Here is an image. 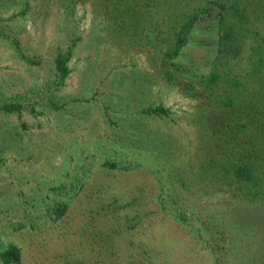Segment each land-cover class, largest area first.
<instances>
[{
    "label": "rangeland",
    "instance_id": "1",
    "mask_svg": "<svg viewBox=\"0 0 264 264\" xmlns=\"http://www.w3.org/2000/svg\"><path fill=\"white\" fill-rule=\"evenodd\" d=\"M218 1L171 54L164 8L0 0V264H264V0Z\"/></svg>",
    "mask_w": 264,
    "mask_h": 264
},
{
    "label": "trees",
    "instance_id": "2",
    "mask_svg": "<svg viewBox=\"0 0 264 264\" xmlns=\"http://www.w3.org/2000/svg\"><path fill=\"white\" fill-rule=\"evenodd\" d=\"M124 3L125 8H133L134 6L139 5L140 7L144 6H151V7H160L166 10V13L173 14L175 17L172 18L173 21L177 22L178 29L175 32V39L173 43L172 49H170L171 54H176L181 46L186 42L187 36L185 35L190 29L193 27L194 22L198 17H200L201 13H206L210 7H215L217 11V16L220 21L222 19V4L218 0H203L201 3L194 4L188 10L186 8L181 9V4H177L178 0H143L140 2L139 0H121ZM119 2V0H118ZM236 7V5H234ZM135 12V10H133ZM227 34V32H224ZM69 52V51H68ZM65 56L62 53H58L55 58V65L56 70L58 71L59 75L62 77L66 71L67 66L65 65ZM264 95V94H263ZM228 102H231L230 98H228ZM6 109H15V105L7 106ZM259 112L263 113L264 118V105H259ZM152 111H165L164 108L160 105L155 106L152 108ZM236 126H241L239 122L235 123ZM235 130L237 127H235ZM242 128H245V123L243 124ZM242 130V129H241ZM262 131V130H261ZM260 131V132H261ZM261 134V133H260ZM231 142H234L230 140ZM226 142V143H225ZM229 143L227 138L224 140V143L221 145L216 141V144H211L210 150H208L206 162L204 165L211 166V168L227 170L230 169L234 175H238L241 177H246L251 179V174H249V170L253 165L250 159H252L251 155H253V149H247L245 152V159L241 158L242 151H238L237 146L234 143ZM238 145V144H237ZM240 146V145H238ZM243 149V147H242ZM263 149V146H262ZM262 151V150H260ZM258 155V154H256ZM233 157H236L233 159ZM111 165V163H109ZM259 180L255 179L254 182L257 183ZM262 181V180H261ZM60 208V205L58 206ZM63 209V207L61 208ZM62 211V210H61ZM56 211L57 214H60ZM0 256L3 257L4 263L8 262H18L19 261V251L18 247L10 244L8 247L0 251Z\"/></svg>",
    "mask_w": 264,
    "mask_h": 264
}]
</instances>
